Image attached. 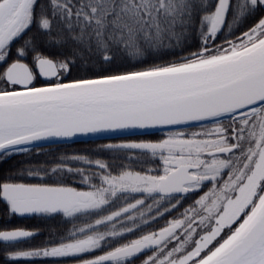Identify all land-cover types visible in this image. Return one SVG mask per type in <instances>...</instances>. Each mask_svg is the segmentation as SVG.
Listing matches in <instances>:
<instances>
[{"label": "snow or ice", "instance_id": "obj_1", "mask_svg": "<svg viewBox=\"0 0 264 264\" xmlns=\"http://www.w3.org/2000/svg\"><path fill=\"white\" fill-rule=\"evenodd\" d=\"M0 264H264V0H0Z\"/></svg>", "mask_w": 264, "mask_h": 264}]
</instances>
